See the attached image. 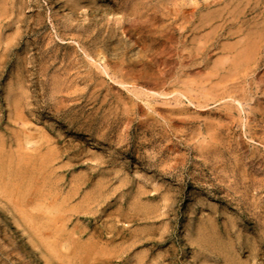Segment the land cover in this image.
<instances>
[{"label":"rangeland","instance_id":"obj_1","mask_svg":"<svg viewBox=\"0 0 264 264\" xmlns=\"http://www.w3.org/2000/svg\"><path fill=\"white\" fill-rule=\"evenodd\" d=\"M0 0V264H264V0Z\"/></svg>","mask_w":264,"mask_h":264},{"label":"bare ground","instance_id":"obj_2","mask_svg":"<svg viewBox=\"0 0 264 264\" xmlns=\"http://www.w3.org/2000/svg\"><path fill=\"white\" fill-rule=\"evenodd\" d=\"M46 1H49L50 3L57 5L59 7L63 6L59 0H46ZM0 223L1 224L6 223L5 219L1 215H0Z\"/></svg>","mask_w":264,"mask_h":264}]
</instances>
